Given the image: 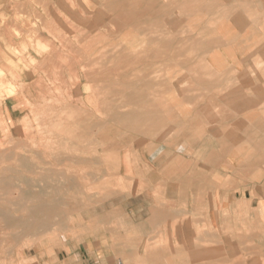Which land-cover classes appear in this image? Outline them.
Masks as SVG:
<instances>
[{
  "label": "rangeland",
  "instance_id": "374dc122",
  "mask_svg": "<svg viewBox=\"0 0 264 264\" xmlns=\"http://www.w3.org/2000/svg\"><path fill=\"white\" fill-rule=\"evenodd\" d=\"M14 1L0 0V13L63 25L37 37L15 25L23 36L0 39L14 56L28 53L15 80L46 83L41 65L52 83L72 76L76 97L56 98L57 117L77 125L55 135L52 111L32 113L28 167L21 155L0 165V264H199V251H218L206 264H264V234L251 241L239 227L242 240L224 241L231 229L215 226L219 208L234 219L223 209L243 185L261 187L249 153L262 164L264 0H44L24 11ZM235 132L249 151L237 150L247 155L239 169L228 163ZM120 155L154 166L134 177Z\"/></svg>",
  "mask_w": 264,
  "mask_h": 264
},
{
  "label": "crops",
  "instance_id": "0c3cea01",
  "mask_svg": "<svg viewBox=\"0 0 264 264\" xmlns=\"http://www.w3.org/2000/svg\"><path fill=\"white\" fill-rule=\"evenodd\" d=\"M12 27H13L12 25L9 26V29L6 30L5 36L9 37L13 34L12 33L13 28ZM38 89H39L38 87L27 88L25 90L23 96L17 95V94L11 95L10 97L6 98L5 106L3 105V108L0 106V142H1L0 143V157L2 156V158H6V161H4V160L0 161V165L2 163H10L13 160H17L16 157L19 155H21L22 157L25 156V161H23V163L26 166H27V163L29 165L30 161H28L26 159V154H27V151H30V139H31L30 130L33 127L38 128V123L29 122L30 119L32 118V116H31L32 110L29 109L30 108L29 104H28L29 102H27V100H28V98L30 100V97L33 96L34 94L39 93ZM76 89H77V86L73 91H71L70 96H74V98L76 97L75 96L76 94L73 95V92H75ZM235 110H237V109H235ZM56 111H57L56 113H58V115L61 116V114H60L61 107L58 108ZM33 117H35V116H33ZM36 121H37V119H36ZM56 121H58V122H56ZM52 122H50L49 125H51V127H53V131L55 132V135L59 134V136H60L62 130L68 129L69 131H72L75 129L72 126V124H74L75 126L77 125L76 120H74V123H72V121L69 122L68 128H64V126H62L63 123L61 121V118H59L57 116L53 118ZM20 124H22V125H20ZM20 128H21V130H20ZM235 134H236V132L233 133L232 137H230V138H233V141H232V147L233 148H232L231 154L233 153L234 150H235V152H234L233 156H231V158H230L231 161L228 163H229L230 168H232V166H234L236 169H239V164H241L244 161V159H246L249 151H247L246 149L244 150L243 149L244 147L241 144H238V142H236L237 137L234 138ZM17 135H19V136H17ZM15 137H17V138H15ZM12 138H13V140L15 139L14 142L12 141ZM230 140H232V139H230ZM246 142L250 143V141H248V140H246ZM258 142L261 143L262 147L264 146V139H262L260 141L257 140V143ZM21 145H23L22 146L23 148L21 147ZM24 145H25V147H24ZM45 145L48 147L51 144L48 143ZM252 146H253V144H252ZM237 150L239 153L245 152L247 155L241 154L238 156L236 153ZM258 153H259V151L253 149L252 153H249V154H251L250 159L252 160V163L254 164V166H252V167H253V169L255 168L253 178L262 179L261 187L260 188L258 187V185H257L258 182L251 183L249 186L243 185L242 193L240 194V196L234 195L232 197V202L229 204H225V206L227 208H224L223 211H227L228 213L226 215L227 216L229 215L230 218H234V219H227V218L222 219L223 218L222 213H221L222 208L217 209L218 213H220V215H219L220 218L215 219V226L221 227L223 225V226H228L231 229L230 230L231 233L229 235L226 234L223 236V237H225L224 241L233 240V239H240L241 236L238 233L239 227H245L246 228V230H244L245 236H250L247 239H249L251 241H255L257 236L259 237L262 234H264V165H263L264 164V157L261 156L262 159H259V160L262 161V164L258 165L259 161H256V159H258L257 157L259 156ZM58 154L60 156V150H58ZM53 161H56V158H54ZM238 161L240 162L239 164H238ZM118 162H119V164L120 163L122 164L121 166L124 168V171L129 172V174L132 173L134 177H136L135 171L139 170V173L141 172V170H144V169H147L146 171H148V170L151 171L153 166H154V165H152V163H149V165L146 163L140 164L137 159H131V158L126 159L125 155H123V156L120 155ZM228 163L225 161V163H222L221 165H223V167H227ZM7 167H8V164H7ZM15 168L13 166L12 170L14 171ZM16 170H17V168H16ZM49 171H51V170H49ZM5 176L8 177L9 175L6 174V175H4V177ZM233 177H234L233 178L234 181L232 183L237 182L236 187H235V193H236L238 187L241 188L240 184H238V181L240 179L237 178L238 175L233 176ZM203 181H205V180L201 179V181L199 183V191H200V189H201V191L196 192L197 194H201L202 197H204V193H205V188H204L205 183ZM259 190H260V192H259ZM193 193L194 192H192V194ZM242 215H245V217H243V218H245L244 220L240 219V218H242ZM151 233H152V231H151ZM198 236L199 237L201 236L200 233ZM226 237H228L229 239H227ZM241 240H242V238H241ZM241 240H240V242H241ZM156 242H157V240H156ZM203 252L204 251L199 252V256H198L199 264H202V261H203V264H206L207 262L212 261V260L218 261V259L220 258V257L218 258V256H215V255L219 254L218 251L213 252V253H208V254L206 252H204V253Z\"/></svg>",
  "mask_w": 264,
  "mask_h": 264
},
{
  "label": "bare ground",
  "instance_id": "6f19581e",
  "mask_svg": "<svg viewBox=\"0 0 264 264\" xmlns=\"http://www.w3.org/2000/svg\"><path fill=\"white\" fill-rule=\"evenodd\" d=\"M59 1V0H58ZM91 1V0H90ZM94 1V0H93ZM102 1V0H101ZM113 1V0H112ZM233 1V0H232ZM2 2V1H1ZM0 2V3H1ZM57 2V1H56ZM237 1H235V3H236ZM247 2H250V1H247ZM86 3V2H85ZM91 3V2H90ZM235 3H232V4H235ZM260 3H262V2H260ZM45 4V1L44 0H15L14 1V3L12 4L13 5V7L14 8H21V10H25L26 8H37V6H39L40 7V5H44ZM247 4V3H246ZM90 5V4H89ZM236 5V4H235ZM248 5L250 6V4L248 3ZM260 5V4H259ZM59 6V5H58ZM101 6V5H100ZM243 6V5H242ZM252 6V5H251ZM261 6V5H260ZM259 6V8H261ZM82 7V6H81ZM108 7V6H107ZM233 7H235V6H233ZM239 7V6H238ZM248 7V6H247ZM59 8V7H58ZM87 8H88V6H87ZM223 8V7H222ZM222 8H220V9H222ZM228 8H230V7H228ZM241 8V7H240ZM43 9V8H42ZM232 9V8H231ZM235 9V8H234ZM233 9V10H234ZM92 10V9H91ZM227 10V9H226ZM229 11V10H228ZM239 11V10H238ZM42 12V11H41ZM49 12V11H48ZM220 12H222V10H220ZM240 12V11H239ZM43 13H45V12H43ZM8 14V15H7ZM113 14V13H112ZM228 14V13H227ZM240 14V13H239ZM2 15V16H1ZM46 15V14H45ZM0 16H1V19L3 20L2 22L4 23L3 25H2V27L0 26V39H2V40H5V42H6V44H12L13 45V42H12V40H11V38L13 37V35H15L16 34V32L14 33V30L12 31V35L11 36H9V37H7V36H5L6 35V30H8L9 29V26L10 25H12V26H18L19 28H20V30L23 32L24 30H26V33H27V31H28V33L30 34V35H32V36H38L39 35V30H41V29H43V28H46V27H51V28H53V27H55L57 30H60V29H62L61 27H63V25H61V23H58V25L56 24V23H52L51 25H47L48 24V22L47 21H43L44 20V18L42 17H40V16H36V15H33V18L32 19H29L30 17H29V15H16L15 16V13H13L12 11L11 12H3V13H0ZM114 16V15H113ZM46 17V16H45ZM220 17V16H219ZM229 17V16H228ZM242 17V16H241ZM223 18H225V17H223ZM227 18V17H226ZM246 18H248V17H246ZM245 18V19H246ZM43 19V20H42ZM220 19V18H219ZM230 19V18H229ZM228 19V20H229ZM238 19V18H237ZM242 20H243V18H241ZM40 20L42 21V23L40 22ZM73 20V19H72ZM221 20V19H220ZM250 20V19H249ZM251 21V20H250ZM74 22V21H73ZM219 22V21H218ZM238 22H240V21H238ZM237 22V23H238ZM242 22V21H241ZM240 22V23H241ZM244 22V21H243ZM246 22V21H245ZM244 22V23H245ZM247 22H249L248 20H247ZM133 23V22H132ZM234 23V22H233ZM83 24H85V23H83ZM31 25H33V26H31ZM24 26H31L32 28H25ZM53 26V27H52ZM150 27V26H149ZM253 28H255V26L253 27ZM256 28H258V27H256ZM255 28V29H256ZM13 29H14V27H13ZM56 29H54V30H56ZM147 29V28H146ZM149 29V28H148ZM15 30L19 33V30H17V28H15ZM56 30V31H57ZM241 30H242V28H241ZM256 31V30H255ZM16 34V35H19V36H23L24 34ZM243 33V32H242ZM255 33V32H254ZM256 34V33H255ZM36 36V37H37ZM47 36V35H46ZM60 36V35H59ZM251 36V35H250ZM52 39V38H51ZM220 41H221V39H220ZM38 42V41H37ZM136 42V41H135ZM4 43V42H3ZM104 44V43H103ZM136 45V44H135ZM18 46V45H17ZM14 47V46H13ZM103 47V46H102ZM43 48V47H42ZM98 48V47H97ZM10 49H12V48H10V47H8V45L7 46H5V43L4 44H0V51L2 52H0V62L1 61H3L4 59H5V64H4V67L3 68H0V76H1V79H0V106L3 108V105L5 106V101H6V98H8V97H10L11 95H21V96H23V94H24V92H25V90L27 89V88H31L32 86H31V84L32 83H27V82H20V81H16L15 80V75H21V76H25L24 74H22V72H20V70H24V67H25V65H26V60H28V56H27V54L28 53H23V55L22 56H20V57H17V55H13L14 53L12 52V50H10ZM49 49V48H48ZM53 49H55V50H57L58 49V47L55 45L54 47H53ZM65 49H68V50H72V48L70 47V46H66V48ZM73 49H75V48H73ZM91 49V48H90ZM14 50V49H13ZM27 50V49H26ZM44 50V49H43ZM47 50V49H46ZM100 50V49H99ZM27 51H29L30 53L29 54H32V56H34L35 54H34V52L30 49V50H27ZM42 51V50H41ZM45 51V50H44ZM92 51V50H91ZM95 51V50H94ZM101 51V50H100ZM15 52V51H14ZM19 52V51H18ZM64 52V51H63ZM16 53H17V50H16ZM20 53V52H19ZM62 53V52H61ZM45 54V53H44ZM250 54H252V53H250ZM46 55V54H45ZM89 55V54H88ZM40 56V55H39ZM71 56V55H70ZM73 56V55H72ZM91 56V54L89 55V57ZM121 56V55H120ZM34 57H36V55L34 56ZM73 57H75V56H73ZM114 57V56H113ZM260 57V56H259ZM43 59H44V57H43ZM42 61V60H41ZM46 61V60H45ZM35 63V62H34ZM42 63V62H41ZM47 63H49V62H47ZM88 63V62H87ZM32 64V63H31ZM95 64V63H94ZM44 65H46V64H44ZM97 66H98V64H97ZM66 67H68V66H66ZM69 67H71V68H73V66H72V64H71V66H69ZM32 68V67H31ZM39 68V67H38ZM83 68V67H82ZM41 69H43V71L42 72H40V70ZM41 69H39L38 71H39V78H40V80L41 79H45V82L46 83H44V84H42V83H35L34 85H33V87H38L39 89H38V91H39V93H36V94H34L33 96H31L30 97V100H29V98H28V100H27V102H29L28 104H29V109H31L32 110V112H31V114L33 113V114H35V112H38L40 109H42V108H47V109H49L50 111H52V114L50 115V117L52 118V117H56V116H58V113H56L57 111V109L58 108H60V104L58 103V100L56 99V98H58L59 96H61V95H63L64 93L65 94H70L71 93V91H73L75 88H76V86H77V84H76V86H75V84L73 83V81H72V76L70 77L69 76V78L66 80V78H67V73H65V74H63L61 77H63V79H64V81H63V83H59L58 82V79H59V77L57 78V80H56V82H54V80H53V83H52V81H49L50 79H52L53 78V76H52V74L49 72V70L46 68V66H42L41 65ZM69 70V69H68ZM12 71L14 72V74L12 73ZM62 71H65V70H62ZM77 72H78V74H79V76H80V72H81V70H77ZM43 73H46V74H43ZM48 74V75H47ZM56 76V75H55ZM87 76V75H86ZM57 77V76H56ZM50 78V79H49ZM54 79V78H53ZM80 79H81V77H80ZM101 79V78H100ZM108 80V79H107ZM48 83H50V84H48ZM108 83V82H107ZM112 83V82H111ZM147 85V84H146ZM120 91V90H119ZM118 91V92H119ZM74 93V92H73ZM239 93V92H238ZM256 93V92H255ZM257 94V93H256ZM260 95V94H259ZM66 96V95H65ZM254 96H257V95H254ZM67 97V96H66ZM73 96H71L70 98H72ZM81 98V97H80ZM27 99V98H26ZM82 99V98H81ZM67 101H70V100H67ZM75 101V100H74ZM66 102V101H65ZM109 102V101H108ZM59 105H58V104ZM68 103V102H67ZM74 103V102H73ZM98 104V103H97ZM110 104V103H109ZM100 105V104H99ZM111 105V104H110ZM105 106H107V105H105ZM113 106V105H112ZM100 107V106H99ZM111 107V106H110ZM96 108V107H95ZM105 108V107H104ZM140 108V107H139ZM97 109H99V108H97ZM135 109V108H134ZM109 110V109H108ZM110 110H112V108L110 109ZM113 111H115L114 109H113ZM112 111V112H113ZM132 111H133V109H132ZM44 112V111H43ZM130 112V111H129ZM142 112H143V110H142ZM49 113V112H48ZM72 114H73V112H71ZM77 113V112H76ZM76 113H74V114H76ZM108 113V112H107ZM118 112H115V114H117ZM121 113V112H120ZM126 113V112H125ZM124 113V114H125ZM144 113V112H143ZM143 113H141V114H143ZM146 113V112H145ZM5 114V113H4ZM73 114V115H74ZM80 115V113H77V115ZM114 114V115H115ZM119 114V113H118ZM117 114V115H118ZM116 115V116H117ZM144 115V114H143ZM43 117H45V115L44 116H42V118ZM119 117L120 116H118V118L117 119H119ZM147 117V116H146ZM31 118V117H30ZM38 118V117H37ZM39 118H41V116L39 117ZM38 118V119H39ZM51 118H49V119H51ZM71 118H74V116H72ZM70 118V119H71ZM34 119H36V118H34ZM131 119V118H130ZM129 118H127V120H130ZM72 120H74V119H72ZM141 120V119H140ZM140 120H139V122H140ZM144 120V119H143ZM147 121H148V119H146ZM146 120H144V121H146ZM136 121V120H135ZM143 121V122H144ZM147 121H146V123H147ZM36 122V121H35ZM44 122V121H43ZM89 122V121H88ZM120 122V121H119ZM122 122V121H121ZM120 122V123H121ZM15 123V122H14ZM32 123V122H31ZM124 123H125V121H124ZM123 123V124H124ZM137 123V122H136ZM145 123V124H146ZM149 123V122H148ZM48 124V123H47ZM89 124V123H88ZM131 124V123H130ZM129 124V125H130ZM134 124V123H133ZM20 125H22V124H20ZM229 125V124H228ZM24 126V125H23ZM94 126V125H93ZM99 126V125H98ZM135 126V125H134ZM235 126V125H234ZM18 127V126H17ZM20 127V126H19ZM137 127H138V125H137ZM223 127H225V126H223ZM229 127V126H228ZM44 128H46V127H44ZM89 128V127H88ZM95 128V127H94ZM134 128V127H133ZM146 128V127H145ZM240 129H243V128H240ZM20 130H21V128H20ZM148 130H150V129H148ZM153 130V129H152ZM244 130H245V128H244ZM23 131V130H22ZM40 132V131H39ZM14 133V132H13ZM17 136H19V135H17ZM32 136V135H31ZM3 137V136H2ZM1 137V138H2ZM33 137V136H32ZM39 137V136H38ZM107 137V136H106ZM15 138H17V137H15ZM101 138V137H100ZM20 139V138H19ZM107 139H109V138H107ZM252 139V138H251ZM15 140V139H14ZM14 140H13V138H12V141L14 142ZM31 141V140H30ZM100 141V140H99ZM257 141V140H256ZM101 142V141H100ZM107 142V141H106ZM159 142V141H158ZM1 143V142H0ZM254 143V142H253ZM41 144V143H40ZM103 144V143H102ZM104 145V144H103ZM23 145H21V147H22ZM24 147H25V145H24ZM35 147V146H34ZM23 148V147H22ZM128 152V151H127ZM5 156V155H4ZM2 157V156H1ZM75 157H77V156H75ZM58 158V157H57ZM242 160V159H241ZM114 163V162H113ZM118 163V162H117ZM114 167V166H113ZM116 168V167H115ZM118 169V168H117ZM119 169H120V164H119ZM118 171V170H117ZM228 171V170H227ZM1 177V176H0ZM4 195V194H3ZM30 198V197H29ZM28 198V199H29ZM27 199V200H28ZM35 199V198H34ZM141 200V199H140ZM36 202V201H35ZM29 203H31V200H30V202ZM37 203V202H36ZM38 204H40V203H38ZM37 204V205H38ZM3 205H5V204H3ZM32 205V204H31ZM7 206V205H6ZM36 206V205H35ZM35 206H34V208H35ZM32 207V206H31ZM0 208H1V206H0ZM5 208V207H4ZM3 209V208H2ZM1 209V210H2ZM7 209V208H6ZM31 209V208H30ZM3 211H5L4 209H3ZM3 218H5V217H3ZM2 218V219H3ZM8 218H9V216H8ZM4 230V229H3ZM188 233H186V235H187ZM192 235H194V234H192ZM190 237V236H189ZM192 237V236H191ZM189 240V239H188ZM197 248V247H196ZM194 249V248H193ZM173 252V251H172ZM193 252H195V249H194V251ZM200 252V251H199ZM204 253V252H203ZM202 255V254H201ZM200 255V256H201ZM197 256V255H196ZM203 256V255H202ZM201 258V257H200ZM137 263V262H136ZM208 263V262H207ZM123 264V263H122ZM143 264V263H142ZM209 264H211V262L209 263Z\"/></svg>",
  "mask_w": 264,
  "mask_h": 264
}]
</instances>
